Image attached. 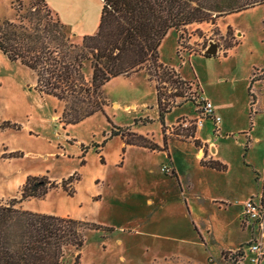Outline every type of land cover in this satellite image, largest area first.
Masks as SVG:
<instances>
[{"label":"rangeland","instance_id":"obj_1","mask_svg":"<svg viewBox=\"0 0 264 264\" xmlns=\"http://www.w3.org/2000/svg\"><path fill=\"white\" fill-rule=\"evenodd\" d=\"M36 1L0 0V22L16 21L15 10L23 13ZM91 17L95 33L94 12ZM72 25L66 24L67 30L79 44L81 33L77 36ZM180 41L178 46V33H168L158 47V63L198 84L200 89L194 87L191 97L219 107L221 126L209 117L196 127L202 105L192 102L172 108L162 124L154 84L133 74L103 86L108 105L103 113L63 127L58 120L63 104L40 96L31 71L0 52V203L19 200L20 173L37 172L59 185L74 174L78 182L66 186L72 196L58 187L42 200L15 207L97 220L112 230L90 233L85 228L84 246L79 251L66 249L63 264H74L78 254L79 264H226L230 254L257 236L256 227L247 224L241 212L247 194L254 201L263 197L264 6L219 18L214 24L187 27ZM211 43L218 44V53L205 58ZM85 73L87 78L91 74L88 65ZM131 105L135 107L125 109ZM163 126L169 159L165 151L126 152L129 146L122 138L134 141L132 133L137 131L149 133L150 141L162 148ZM193 126L202 144L215 142L224 155L226 172L204 169L195 160L196 147L183 136ZM112 127L120 128L124 136L109 138ZM238 143L252 146L247 152ZM200 149L201 158L205 149ZM13 153L18 156L10 158ZM173 170L181 189L170 177ZM249 257L245 253L242 264H250Z\"/></svg>","mask_w":264,"mask_h":264},{"label":"trees","instance_id":"obj_2","mask_svg":"<svg viewBox=\"0 0 264 264\" xmlns=\"http://www.w3.org/2000/svg\"><path fill=\"white\" fill-rule=\"evenodd\" d=\"M101 10L96 32L83 35L81 42H74L66 24L52 12L45 0L31 2L30 8L22 13L17 8L16 21L0 22V52L12 63L28 68L35 77L34 90L43 97H51L62 103L59 123L66 127L77 125L97 113H103L108 106L102 95L103 86L110 80L137 72H145L147 81L155 87L159 121L172 108L185 102L195 106L191 97L198 84L182 79L172 68L158 63V47L169 30L178 33V46L182 34L194 24H214L219 18L241 13L250 8L264 6V0H100ZM228 26L226 33H230ZM178 52V50H177ZM195 54V53H194ZM193 53L189 52V57ZM209 58V56H205ZM86 65L90 75L85 76ZM250 80L248 95L251 97ZM258 80H261L258 79ZM164 85V86H163ZM168 85V86H167ZM252 102L250 107L252 109ZM200 107L198 114L201 115ZM209 118V117H208ZM137 123V120H135ZM142 122L148 123V119ZM130 131L129 128H126ZM18 130V129H13ZM121 129L112 127L109 138L119 135ZM163 146L160 148L148 138L132 133L134 141L122 138L125 146H138L154 151H165L169 159L167 135L163 126ZM188 133V132H187ZM184 139H192L198 149H205L199 159L202 168L226 172L228 167L218 160L207 158V145L195 137L193 126ZM108 138V139H109ZM105 141V140H104ZM245 143V151L248 149ZM18 155L10 154V158ZM170 177L178 182L175 171ZM79 179L73 174L61 180H49L46 176H28L20 188L19 200L0 203V264H63L65 250L79 251L84 246V230L111 232L97 224L57 217L16 208L17 203L31 199H44L56 188L67 191L66 186ZM59 185V186H58ZM264 202V184L262 190ZM243 216V215H242ZM242 224V222H241ZM240 246L228 258L226 264H240L244 252ZM79 254L74 264H79Z\"/></svg>","mask_w":264,"mask_h":264},{"label":"crops","instance_id":"obj_3","mask_svg":"<svg viewBox=\"0 0 264 264\" xmlns=\"http://www.w3.org/2000/svg\"><path fill=\"white\" fill-rule=\"evenodd\" d=\"M45 1H46V4L48 5V7L50 8V10L52 12H56V14L60 17V19H61V21L63 23H65V24H67L69 26H71L73 24L72 28L75 31L77 36H79L80 33H81V36L87 35V33H90V31L93 29V28L90 27L91 26L90 25V15H91L92 12L95 13V16H96L95 25L98 26L99 15H100V10H101V2H100V0H45ZM194 25H197V24H194ZM191 26H193V25H191ZM191 26H188V28L191 27ZM92 31L93 32H91V33H94L95 29H93ZM172 31L173 30H169L168 33L172 32ZM137 74L143 75L144 77L146 75L145 73L140 72V71L137 72V73H134V75H137ZM200 96H201V94H200ZM200 99L205 101L202 97ZM210 104L214 108L213 112H214L215 116L219 117V115H218V113H220L219 107L214 106L212 103H210ZM61 105H62V103H61ZM118 105H119V107H121L119 103H118ZM133 107H135V105H131V106L125 107V109L126 108H133ZM61 112H62V106H61ZM58 120H59V117H58ZM219 120L220 121H219L218 124L221 126L223 122H222V120L220 118H219ZM197 130L198 129L196 128V132H197ZM136 133H138L139 135L144 136V137H146V138H148L150 140V138L148 137L150 135L149 133H147L145 135H142L143 133L141 134L138 131ZM205 142H207V144L204 143V144L207 145V154H208L207 158H212V159L218 160V162H220L222 164H225L224 155H222L220 153V151H218V147L215 144V142L214 141H205ZM155 144H158V143H155ZM238 145H239V147H241L242 145L245 147V143H238ZM120 146H123V144H120ZM251 146H252V144L249 143L248 144V150H249V147L251 148ZM129 149H138L140 151H147L148 150V149H144V148H138V147H135V146H129L127 148L126 152ZM168 149H169V143H168ZM248 150H247V152H248ZM201 154H202L201 149L198 150L196 148V152H195V156L194 157H195V160L198 162V164H199V158H200ZM171 163H172V161H171ZM173 167H174V164H173ZM174 169H175V167H174ZM204 169H207V168H204ZM175 171H176V169H175ZM175 174H176V172H175ZM29 175H38V173L37 172H28V173L25 172L23 174L20 173L18 186L21 187L22 184H24L26 182V178ZM177 178H178V176H177ZM178 182H179L178 183V187L180 186V189H181L182 188V184H181L179 178H178ZM248 197L250 199L251 194H247L244 197V203L248 199ZM152 202H153L152 200H149L150 204ZM222 202H224V201H222ZM241 214H242V212H241ZM52 215H55V214H52ZM69 217L72 218V216H69ZM72 219L80 220V221H86L88 223L100 225V223L97 220H92V219L88 220V218H83L82 219L81 217L75 216ZM92 232H100V231H90V233H92Z\"/></svg>","mask_w":264,"mask_h":264},{"label":"built area","instance_id":"obj_4","mask_svg":"<svg viewBox=\"0 0 264 264\" xmlns=\"http://www.w3.org/2000/svg\"><path fill=\"white\" fill-rule=\"evenodd\" d=\"M213 106L206 102L202 105L201 117L197 120L195 126L198 127L202 124V119L212 117L219 123V117L215 116L213 112ZM165 172H169L168 169H163ZM243 218L247 224L254 225L257 229V236L252 238L249 243L241 249L244 254H250V264H261L262 258H264V204L259 199L254 201L252 198L248 199L242 210ZM240 250V249H238ZM237 250V251H238ZM236 251V252H237ZM235 252V253H236ZM234 253H232L233 255ZM231 257V254L229 255ZM242 264V261L240 262Z\"/></svg>","mask_w":264,"mask_h":264},{"label":"water","instance_id":"obj_5","mask_svg":"<svg viewBox=\"0 0 264 264\" xmlns=\"http://www.w3.org/2000/svg\"><path fill=\"white\" fill-rule=\"evenodd\" d=\"M218 44L211 43L208 48L204 51L205 56L214 57L218 53Z\"/></svg>","mask_w":264,"mask_h":264},{"label":"bare ground","instance_id":"obj_6","mask_svg":"<svg viewBox=\"0 0 264 264\" xmlns=\"http://www.w3.org/2000/svg\"><path fill=\"white\" fill-rule=\"evenodd\" d=\"M90 21H92V17H91V15H90Z\"/></svg>","mask_w":264,"mask_h":264}]
</instances>
